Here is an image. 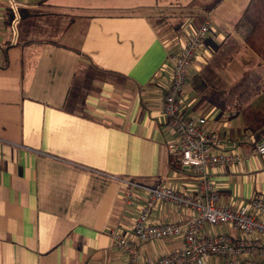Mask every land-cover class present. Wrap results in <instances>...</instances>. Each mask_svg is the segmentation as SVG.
Here are the masks:
<instances>
[{"label": "crops", "instance_id": "crops-1", "mask_svg": "<svg viewBox=\"0 0 264 264\" xmlns=\"http://www.w3.org/2000/svg\"><path fill=\"white\" fill-rule=\"evenodd\" d=\"M247 2L0 0V264H127L113 229L134 239L140 261L184 246L181 236L139 240L132 224L147 198L144 186L196 189L192 169L173 165L167 151L174 133L163 97L174 54L205 20L209 32L188 69L181 105L225 138L220 150L244 155L240 165L209 167L218 203L238 208L264 197V154L253 149L264 125H239L236 109L199 88L202 64L235 36ZM244 133L249 141L233 148ZM131 181L139 185L127 202ZM189 214L156 200L147 220ZM215 233L233 241L242 235L228 223L201 229ZM241 254L264 261V242L263 251ZM224 259L207 254L184 264Z\"/></svg>", "mask_w": 264, "mask_h": 264}, {"label": "built area", "instance_id": "built-area-1", "mask_svg": "<svg viewBox=\"0 0 264 264\" xmlns=\"http://www.w3.org/2000/svg\"><path fill=\"white\" fill-rule=\"evenodd\" d=\"M208 32L209 22L205 20L174 54L170 81L163 97L166 124L174 133V137L166 143L167 151L181 165L192 169L197 181L196 189L193 193H187L164 184L144 186L147 198L132 224V235L139 240L181 236L184 246L153 262L140 261L137 259L134 239L113 229L111 235L118 248L128 254L127 264H184L194 262L207 254L224 256V264H264L263 260L242 257L241 254L242 249L247 247L253 251H263L264 240L261 235H264V197L255 196L248 204L238 208L220 204L208 171L209 167L215 165H240L244 155L237 150H220L225 138L207 130L204 127L205 117L190 114L180 101L188 69ZM248 141L249 134L244 133L234 138L231 145L235 148ZM253 149L264 154V138L255 141ZM127 184L125 198L129 202L132 197L130 187L139 184L132 181ZM156 200H165L176 207L187 208L189 217L178 221L148 222L149 210ZM217 223H228L239 229L242 232L241 237L233 241L224 233L201 234V229L206 224Z\"/></svg>", "mask_w": 264, "mask_h": 264}, {"label": "rangeland", "instance_id": "rangeland-1", "mask_svg": "<svg viewBox=\"0 0 264 264\" xmlns=\"http://www.w3.org/2000/svg\"><path fill=\"white\" fill-rule=\"evenodd\" d=\"M235 36L225 37V41L202 64V78L211 86L202 87L206 96L216 99L222 107L236 109L239 125H264V64L261 59L245 46L241 35L235 31ZM238 35V36H237ZM237 36V37H236ZM248 71L251 83L248 96L237 97L236 92H221L237 81L242 71ZM243 71V72H244ZM260 78L259 90L253 79ZM201 88V87H199ZM205 88V89H204ZM200 91H203V90ZM209 92V93H207ZM250 103V104H249Z\"/></svg>", "mask_w": 264, "mask_h": 264}, {"label": "trees", "instance_id": "trees-1", "mask_svg": "<svg viewBox=\"0 0 264 264\" xmlns=\"http://www.w3.org/2000/svg\"><path fill=\"white\" fill-rule=\"evenodd\" d=\"M233 26L234 30L241 35L245 46L261 59L260 63L264 64V0H248ZM243 71L240 78L232 83L229 88H222L220 91L223 93L227 91L229 94L230 92H236L237 97L240 98L241 96H248L251 89L250 76L248 71ZM253 80L256 83L254 88L258 91L260 78L255 77ZM200 84L201 88L211 86L202 78ZM171 157L173 165L180 164L177 158Z\"/></svg>", "mask_w": 264, "mask_h": 264}]
</instances>
